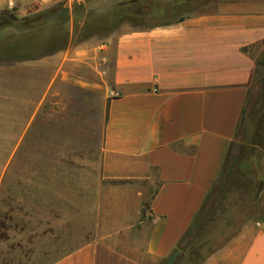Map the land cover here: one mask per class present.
<instances>
[{
  "label": "crops",
  "instance_id": "1",
  "mask_svg": "<svg viewBox=\"0 0 264 264\" xmlns=\"http://www.w3.org/2000/svg\"><path fill=\"white\" fill-rule=\"evenodd\" d=\"M58 1L0 0V13L23 18ZM263 49L264 0H211L183 18L122 23L58 52L0 56L2 78L41 73L47 99L62 83L104 105L100 231L53 264H159L170 255L236 143ZM203 264H264V223H246Z\"/></svg>",
  "mask_w": 264,
  "mask_h": 264
},
{
  "label": "rangeland",
  "instance_id": "2",
  "mask_svg": "<svg viewBox=\"0 0 264 264\" xmlns=\"http://www.w3.org/2000/svg\"><path fill=\"white\" fill-rule=\"evenodd\" d=\"M121 1L91 0L87 8L107 9ZM83 2L59 0L55 5L72 10ZM176 17L171 14L163 21ZM72 19L68 45L101 40L115 29L104 33L91 29L88 35L81 33L83 19L76 23ZM256 62L263 70L254 74L245 124L232 148L234 172L214 208L217 218L229 210L232 226L242 209L250 211L254 198L264 201V49ZM21 75L0 76V264H53L99 234L105 110L97 95L62 83L53 99H47L41 73ZM246 223L262 225L264 217L263 221L251 217Z\"/></svg>",
  "mask_w": 264,
  "mask_h": 264
},
{
  "label": "trees",
  "instance_id": "3",
  "mask_svg": "<svg viewBox=\"0 0 264 264\" xmlns=\"http://www.w3.org/2000/svg\"><path fill=\"white\" fill-rule=\"evenodd\" d=\"M210 1L124 0L113 3L107 9H99V7L87 8L91 0H85L83 3H75L72 10L58 4L23 18L16 17L11 11H4L0 13V31L14 32L0 37V56L11 59H31L65 49L71 42L68 29L71 16L74 23L83 19L81 33L91 35L89 33L91 29L94 33H104L116 28L122 22L143 26L165 23L167 21L164 22L163 19L171 14L177 16L174 19L183 18L193 13L196 7ZM151 20L156 21L150 22ZM261 70H263L262 64L256 62L254 74H258ZM246 105L247 100L236 135L245 124ZM232 148L230 147L226 153L220 175L188 231L170 255L159 264H203L238 232L247 219L252 217L257 221H263L264 201L257 203L256 198L249 204L250 211H245V208L240 211L242 214L239 213L241 215L237 217L234 226L231 225L233 216L229 210L222 218H217L215 215L216 199L224 192L226 181L233 174L236 165V161L232 159Z\"/></svg>",
  "mask_w": 264,
  "mask_h": 264
},
{
  "label": "built area",
  "instance_id": "4",
  "mask_svg": "<svg viewBox=\"0 0 264 264\" xmlns=\"http://www.w3.org/2000/svg\"><path fill=\"white\" fill-rule=\"evenodd\" d=\"M9 6H10V7H12V4H11V3H9ZM113 95H114V94H113Z\"/></svg>",
  "mask_w": 264,
  "mask_h": 264
}]
</instances>
